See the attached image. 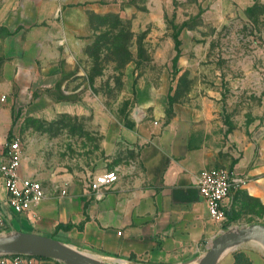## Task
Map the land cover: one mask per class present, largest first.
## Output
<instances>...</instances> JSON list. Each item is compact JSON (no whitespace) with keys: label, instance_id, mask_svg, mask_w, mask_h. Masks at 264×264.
Returning <instances> with one entry per match:
<instances>
[{"label":"crops","instance_id":"crops-1","mask_svg":"<svg viewBox=\"0 0 264 264\" xmlns=\"http://www.w3.org/2000/svg\"><path fill=\"white\" fill-rule=\"evenodd\" d=\"M106 10L88 0H0V162L4 142L19 138V174L38 181L45 192L36 208L18 215L0 186V214L8 230L56 235L58 241L106 259L191 264L222 231L264 224V113L248 131L232 135L221 162H209L202 151L189 148L180 124L146 135L140 123L135 130L129 127L137 122L136 108L130 117L102 114L96 98L86 92L96 83L84 81L83 47L92 13ZM29 116L50 122L71 117L88 124V136H95V125L101 124V155L105 163L117 160L118 166L108 169L105 164L93 173L94 154L81 150L77 139L83 135L78 134L71 173L45 159L37 164L34 154H48L58 142L49 134L40 142L25 137L20 123ZM209 168L227 169L243 181L225 199L226 219L220 223L210 219L197 188L199 173ZM106 171H114L117 180L96 197L88 183ZM73 186L75 195L69 194ZM252 245L226 252L217 264H264V252ZM49 260L35 258L31 264H53Z\"/></svg>","mask_w":264,"mask_h":264},{"label":"rangeland","instance_id":"rangeland-1","mask_svg":"<svg viewBox=\"0 0 264 264\" xmlns=\"http://www.w3.org/2000/svg\"><path fill=\"white\" fill-rule=\"evenodd\" d=\"M88 1L110 9L92 13L83 47L84 81L96 83L86 92L98 110L130 117L136 108L137 122L129 127L140 123L146 135L180 124L189 148L209 162L226 158L232 135L248 131L264 113V0ZM86 125L71 117L50 122L29 116L20 132L38 142L45 134L56 138L55 149L34 154L37 164L45 159L71 173L78 134L81 150L94 154L93 173L105 164L116 168L117 160L107 164L101 155L102 125L96 123L95 136L84 134ZM69 194L75 195V186Z\"/></svg>","mask_w":264,"mask_h":264},{"label":"built area","instance_id":"built-area-1","mask_svg":"<svg viewBox=\"0 0 264 264\" xmlns=\"http://www.w3.org/2000/svg\"><path fill=\"white\" fill-rule=\"evenodd\" d=\"M4 97H2V100ZM21 143L14 137L4 142L3 159L0 162V186L7 193V204L14 214L23 215L31 212L45 198L41 184L33 179L21 177ZM117 180L114 171L94 175L88 183V190L100 197L101 190ZM241 178L234 177L224 168L202 170L197 178L199 195L205 201L210 219L223 222L226 219L224 201L241 183ZM8 231V225L0 214V233ZM37 257L22 254H2L0 264H31Z\"/></svg>","mask_w":264,"mask_h":264},{"label":"water","instance_id":"water-1","mask_svg":"<svg viewBox=\"0 0 264 264\" xmlns=\"http://www.w3.org/2000/svg\"><path fill=\"white\" fill-rule=\"evenodd\" d=\"M245 243L257 245L264 251V225L252 223L222 231L211 240L207 251L197 259V264H217L223 254ZM2 254L53 259L63 264H126L121 260L107 263L103 258L79 251L51 237L11 230L0 233V255Z\"/></svg>","mask_w":264,"mask_h":264},{"label":"bare ground","instance_id":"bare-ground-1","mask_svg":"<svg viewBox=\"0 0 264 264\" xmlns=\"http://www.w3.org/2000/svg\"><path fill=\"white\" fill-rule=\"evenodd\" d=\"M103 260L106 261L107 263H111V262H109L110 259L108 260V259H104V258H103ZM113 260H114V259H113ZM113 260H112V261H113ZM115 260H116V259H115ZM115 260H114V261H115ZM116 261H117V260H116ZM126 264H131V263L126 262ZM191 264H197V259H196L195 261H193V263H191Z\"/></svg>","mask_w":264,"mask_h":264},{"label":"trees","instance_id":"trees-1","mask_svg":"<svg viewBox=\"0 0 264 264\" xmlns=\"http://www.w3.org/2000/svg\"><path fill=\"white\" fill-rule=\"evenodd\" d=\"M227 225H228V224H226L225 227H226ZM37 258H39V257H37Z\"/></svg>","mask_w":264,"mask_h":264}]
</instances>
